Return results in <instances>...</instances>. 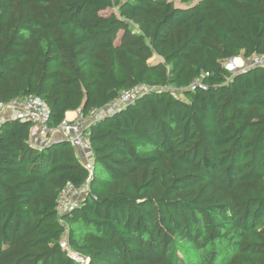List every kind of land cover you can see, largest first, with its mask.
<instances>
[{"label":"trees","instance_id":"obj_1","mask_svg":"<svg viewBox=\"0 0 264 264\" xmlns=\"http://www.w3.org/2000/svg\"><path fill=\"white\" fill-rule=\"evenodd\" d=\"M257 54L264 0H0V102L39 96L58 128L148 88L91 123L92 177L0 124V264H264V64L225 68Z\"/></svg>","mask_w":264,"mask_h":264},{"label":"built area","instance_id":"obj_2","mask_svg":"<svg viewBox=\"0 0 264 264\" xmlns=\"http://www.w3.org/2000/svg\"><path fill=\"white\" fill-rule=\"evenodd\" d=\"M263 64L264 54H257L249 58L242 56L230 58L226 62L225 68L235 73L243 72ZM146 90L148 88L145 85H138L124 90L117 99L113 100L106 107L94 109L86 117L79 112L76 118L73 120L65 119L58 128H51L49 126L50 111L45 102L39 96L29 95L24 98L14 99L8 103L0 102V124L8 119L30 122V142L32 145L39 146L40 148L51 143L54 134L59 131L63 138L75 147L81 161L89 170L90 177H92L94 173V158L89 140L91 123L115 113ZM89 180L80 188L75 187L72 183L67 184L59 197V211L61 213L72 211L80 205L81 196L86 192ZM61 246L66 248L67 245L65 242H62ZM72 257L81 264H87L88 262V259L75 253H72Z\"/></svg>","mask_w":264,"mask_h":264},{"label":"crops","instance_id":"obj_3","mask_svg":"<svg viewBox=\"0 0 264 264\" xmlns=\"http://www.w3.org/2000/svg\"><path fill=\"white\" fill-rule=\"evenodd\" d=\"M154 60V59H153ZM152 60V61H153ZM79 111H68L66 113V118L68 120H73L74 118H76L77 114H78ZM53 140H64L63 136L61 135V133L58 131L54 134L53 136Z\"/></svg>","mask_w":264,"mask_h":264},{"label":"rangeland","instance_id":"obj_4","mask_svg":"<svg viewBox=\"0 0 264 264\" xmlns=\"http://www.w3.org/2000/svg\"><path fill=\"white\" fill-rule=\"evenodd\" d=\"M115 9V8H114ZM116 10V9H115ZM111 11V10H110ZM107 12H109V10L108 11H104L103 13H107ZM181 91H175V93L177 94V95H179V93H180Z\"/></svg>","mask_w":264,"mask_h":264},{"label":"clouds","instance_id":"obj_5","mask_svg":"<svg viewBox=\"0 0 264 264\" xmlns=\"http://www.w3.org/2000/svg\"><path fill=\"white\" fill-rule=\"evenodd\" d=\"M237 57H240V56H237ZM242 57H244V56H242ZM233 58H235V57H233ZM226 64V63H225ZM231 72V71H230ZM79 113V112H78ZM65 119H67V118H65ZM64 248V247H63Z\"/></svg>","mask_w":264,"mask_h":264}]
</instances>
